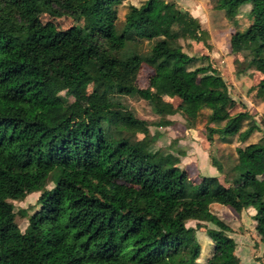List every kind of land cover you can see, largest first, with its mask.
<instances>
[{
	"label": "trees",
	"instance_id": "1",
	"mask_svg": "<svg viewBox=\"0 0 264 264\" xmlns=\"http://www.w3.org/2000/svg\"><path fill=\"white\" fill-rule=\"evenodd\" d=\"M123 1L0 0V264H199L195 233L207 221L218 230L206 231L213 248L204 264H240L211 203L252 212L264 264V135L237 149L222 181L194 179L177 155L152 148L148 122L129 100H143L158 126L173 124V115L189 129L204 119L208 142L214 134L244 140L257 126L241 131L249 113L233 112L244 105L209 55L174 40L209 49L197 17L144 0L119 18ZM215 2L227 13L252 5L228 47L236 55L252 46L250 60L260 62L234 73L252 76L246 91L264 102V0ZM63 15L80 23L60 28ZM142 66L151 69L144 87ZM34 192L20 231L12 201Z\"/></svg>",
	"mask_w": 264,
	"mask_h": 264
},
{
	"label": "rangeland",
	"instance_id": "2",
	"mask_svg": "<svg viewBox=\"0 0 264 264\" xmlns=\"http://www.w3.org/2000/svg\"><path fill=\"white\" fill-rule=\"evenodd\" d=\"M143 1L126 0L117 3L116 16L122 18L127 4L138 5ZM165 1L173 2L181 9L197 17L202 27L208 31L209 49L205 48L200 42L191 43L179 37L174 40L180 42L183 50L189 54L196 52L209 55L214 66L219 69L226 80L231 97L244 105V107L237 105L236 108H233V112L244 109L249 113V116L242 122L241 131L247 129L251 123L256 124L257 128L244 140L238 134L224 138L214 134L213 140L208 142L205 138L206 125L204 119H199L194 127L189 129L184 126L183 120L179 115H173L168 117L174 120L173 124L158 126L154 124L159 119L158 115L154 114L143 100H129V103L136 115L147 120L149 134L154 137L152 148H160L177 155L180 159L179 165L187 169L189 176L194 179L201 175L218 176L221 181L223 180V175L226 178H231L227 171L237 157V149L256 142L264 135V124L262 123L264 121V102L255 100L252 94L246 91V88L253 84L255 79L252 76L234 73L235 65H238L237 70H240L246 63L247 65L251 63V66L256 65L260 62V59L254 57L250 60L254 56V52L251 51L252 46L242 51L241 54L236 55L230 54L228 47L230 33L236 29L244 30L250 23L247 13L252 8V5H242L227 13L216 6L215 0H154L157 9ZM55 23L60 28H65L79 24L80 19L63 15L55 19ZM172 28L177 31L176 26ZM174 42L172 41V43ZM150 73L151 69L149 67L142 66L138 74L139 86H146ZM56 86L59 87L60 94L65 92V87L59 83H56ZM67 100L71 101L73 98L69 96ZM81 100L84 101V97ZM212 161L220 165L222 172L217 171L216 167L211 164ZM259 178L264 182V175L259 176ZM36 198L37 193L34 192L18 201H12V204L17 208L15 222L20 231L27 224V215L26 213L23 214L22 211L34 205ZM208 210L215 219L222 221L229 227L227 235L235 243L234 254L239 259V263L261 264V251L256 246L259 235L254 229L255 218L252 216V212L237 213L230 207L218 203H211ZM195 224V221H189L186 225L195 226ZM208 229L218 230L214 223L207 221L201 222V226L195 233L201 247L199 257L196 259V263L199 264H204L207 258L212 255L213 242L207 235L206 231Z\"/></svg>",
	"mask_w": 264,
	"mask_h": 264
}]
</instances>
